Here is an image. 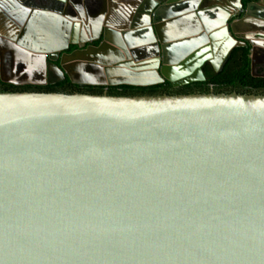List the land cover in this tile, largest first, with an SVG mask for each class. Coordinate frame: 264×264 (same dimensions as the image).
<instances>
[{"label": "water", "instance_id": "1", "mask_svg": "<svg viewBox=\"0 0 264 264\" xmlns=\"http://www.w3.org/2000/svg\"><path fill=\"white\" fill-rule=\"evenodd\" d=\"M42 1L27 16L0 0L2 81L31 83L4 77L7 51L38 84L49 64L174 87L244 39L251 70L264 51L262 4L234 19L241 0ZM0 264H264V92H0Z\"/></svg>", "mask_w": 264, "mask_h": 264}, {"label": "trees", "instance_id": "2", "mask_svg": "<svg viewBox=\"0 0 264 264\" xmlns=\"http://www.w3.org/2000/svg\"><path fill=\"white\" fill-rule=\"evenodd\" d=\"M204 81L192 82L178 88L180 93L194 92H230L239 93L264 92V77L254 76L250 72L249 48L247 46L234 47L222 67L214 71L209 65L203 67ZM63 83H68L65 78ZM57 85L61 86L62 83ZM75 91L101 94L106 88L108 95H139V94H171L172 86L168 81L150 86H133L127 84L101 86V85H73ZM51 89V90H49ZM50 87L43 91H56ZM73 92V91H72Z\"/></svg>", "mask_w": 264, "mask_h": 264}, {"label": "flooded vegetation", "instance_id": "3", "mask_svg": "<svg viewBox=\"0 0 264 264\" xmlns=\"http://www.w3.org/2000/svg\"><path fill=\"white\" fill-rule=\"evenodd\" d=\"M10 1V0H8ZM23 1L26 6H24L25 9H29V11L26 12L27 16L31 15V13L37 11V10H41L42 8L45 7V4L42 0H21ZM263 2V3H262ZM242 3V10H240L239 13H237L234 16V19H240V18H245V9H247L248 5H250L249 9L252 11H257V9H255L256 5L262 4L261 9H263V13L260 14L262 17H264V0H241ZM82 7L84 6V4H81ZM255 5V6H253ZM10 6H12L11 4H7V7L9 8ZM48 6L52 7L50 10H52L53 12H55L54 10H56L58 7V5L56 4H48ZM62 10H66L67 11H71V6L70 4H68L65 8H60ZM43 10V9H42ZM71 14V13H70ZM21 14H19L20 16ZM22 16V15H21ZM32 16V15H31ZM264 21V20H263ZM258 23V22H256ZM246 27L245 29H251V28H247L250 27V22H246L245 25L240 26V31H243V28ZM253 39L259 41V40H264V34L261 36L258 35H253L252 36ZM244 41L246 42V45L249 48V45H247L249 39H244ZM4 45V44H2ZM75 48H77V46H73L70 45L69 48L66 50L68 53L71 52L72 50H74ZM10 52L7 51L4 55V59H3V71H4V77L6 79L9 80H14L16 82L19 81H31V83H12L10 81H2L0 79V92H16V91H43V90H48V88H54L53 90L59 91V92H74L75 88L71 87V83L68 79V77L65 75L63 79L58 78L57 76V71L55 69L54 66L52 65H47L46 66V76H45V84H38V83H34L35 81H41L42 78L40 76V72H41V68L39 65L36 66L37 68V74H28V67L31 66L33 64V59H31L30 62H27L25 58H20L18 59V63L13 64V62L11 61L10 58ZM37 60V59H36ZM58 61H55V64L58 65ZM256 61L257 63L254 65V69L251 70V65H250V72L251 74H255L254 76H256L257 74H264V51L260 52V55L256 57ZM205 65H209L211 67V65L207 62H204L201 65V69L203 71V67ZM59 67V66H58ZM212 68V67H211ZM213 69V68H212ZM65 78L68 79V83H63L65 81ZM58 83H62L61 86L57 85ZM192 83V82H191ZM189 84V83H188ZM73 85H88V84H73ZM186 85V84H184ZM183 85H179V86H172V90H171V94H179L180 92L178 91V88L182 87ZM51 90V89H49ZM235 91V90H232ZM107 89L105 88L103 90V93H106Z\"/></svg>", "mask_w": 264, "mask_h": 264}, {"label": "crops", "instance_id": "4", "mask_svg": "<svg viewBox=\"0 0 264 264\" xmlns=\"http://www.w3.org/2000/svg\"><path fill=\"white\" fill-rule=\"evenodd\" d=\"M118 1H121V2H128L129 0H118ZM117 3V1H116Z\"/></svg>", "mask_w": 264, "mask_h": 264}]
</instances>
